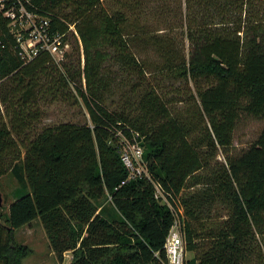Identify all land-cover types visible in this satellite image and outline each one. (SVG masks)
<instances>
[{
  "label": "trees",
  "instance_id": "1",
  "mask_svg": "<svg viewBox=\"0 0 264 264\" xmlns=\"http://www.w3.org/2000/svg\"><path fill=\"white\" fill-rule=\"evenodd\" d=\"M12 5L0 3V181L18 187L0 206V264L33 254L16 233L35 221L61 264L69 253L70 264H166L177 222L186 264H264V129L231 155L241 115L264 118V0L25 2L53 33L76 27L83 67L73 48L60 64L22 57ZM107 61L140 79L121 111L105 105ZM59 100L84 122L39 130ZM132 133L150 177L128 182L119 147Z\"/></svg>",
  "mask_w": 264,
  "mask_h": 264
},
{
  "label": "rangeland",
  "instance_id": "2",
  "mask_svg": "<svg viewBox=\"0 0 264 264\" xmlns=\"http://www.w3.org/2000/svg\"><path fill=\"white\" fill-rule=\"evenodd\" d=\"M73 50L76 51L81 57L82 67L84 66V50L82 43L78 41L72 45ZM109 63V61H107ZM105 63V65L107 64ZM105 75H109L111 92L107 93L105 105L111 111H121L124 108V96L130 92L133 83H139L140 79L136 76L131 78L127 75L121 67L117 64H108ZM141 81H145L144 78ZM85 84V82H84ZM168 85L171 82L167 81ZM179 83H175L174 87H178ZM176 108L182 105H175ZM43 119L38 124V129L41 130L46 127L55 126L61 123H83L84 122V109L73 103L65 101L48 102L43 106ZM264 129V118L259 119L255 117L242 114L236 125L234 133V142L231 148V155H239L242 151L247 150L261 135ZM219 161H225L224 156L220 154ZM18 187L17 183L10 177L6 176L0 181V194L3 199L5 210L8 211L10 204L15 200L14 191ZM180 212L183 213L181 208ZM182 215V214H181ZM223 215L225 211L218 207L212 212V216ZM181 218L179 214V219ZM16 241L18 244L26 245L33 250V254L29 256L24 264H61L52 249L50 248L49 241L41 221H35L31 226H26L16 233ZM264 249V241H261ZM194 257L193 253L188 252L187 261ZM72 260L71 254H67L63 264H70Z\"/></svg>",
  "mask_w": 264,
  "mask_h": 264
},
{
  "label": "built area",
  "instance_id": "3",
  "mask_svg": "<svg viewBox=\"0 0 264 264\" xmlns=\"http://www.w3.org/2000/svg\"><path fill=\"white\" fill-rule=\"evenodd\" d=\"M5 1L1 0L0 3ZM25 2L29 0H13V5L5 12V16L11 20L10 28L20 46V55L31 60L41 52H48L60 64L72 50L74 42L81 44L76 27L69 25L65 34L53 33L50 19L28 11ZM1 8L4 9V6ZM139 139V134L132 133V139L125 136L120 142L121 159L130 172L128 182L143 176L150 177ZM155 188L157 197L163 196L161 187L155 185ZM165 251L166 264H186L188 251L178 222L166 240Z\"/></svg>",
  "mask_w": 264,
  "mask_h": 264
},
{
  "label": "water",
  "instance_id": "4",
  "mask_svg": "<svg viewBox=\"0 0 264 264\" xmlns=\"http://www.w3.org/2000/svg\"><path fill=\"white\" fill-rule=\"evenodd\" d=\"M2 205V197H1V194H0V206Z\"/></svg>",
  "mask_w": 264,
  "mask_h": 264
},
{
  "label": "crops",
  "instance_id": "5",
  "mask_svg": "<svg viewBox=\"0 0 264 264\" xmlns=\"http://www.w3.org/2000/svg\"><path fill=\"white\" fill-rule=\"evenodd\" d=\"M69 254H71V253H69ZM67 256V255H66ZM71 257H72V254H71Z\"/></svg>",
  "mask_w": 264,
  "mask_h": 264
}]
</instances>
